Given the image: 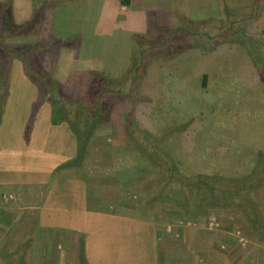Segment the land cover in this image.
I'll use <instances>...</instances> for the list:
<instances>
[{
  "label": "rangeland",
  "instance_id": "obj_1",
  "mask_svg": "<svg viewBox=\"0 0 264 264\" xmlns=\"http://www.w3.org/2000/svg\"><path fill=\"white\" fill-rule=\"evenodd\" d=\"M86 1L84 6L80 0H64L58 3L59 8L45 9L46 15L51 16V25L45 24V36L41 35L48 45L45 47L31 46L29 39L19 38L24 27L10 28L8 15H0V120L6 113L7 97L21 103L22 111L32 114L34 107L37 105L38 108L44 102L41 92L46 88L49 90L48 107L52 111V121L63 115L62 118H70L69 126L74 124L77 131L88 129L83 127L85 120L91 125L102 123L100 127L94 126L92 134L85 137L88 140L85 151L102 149L91 146L95 144L92 140L96 135L129 139L123 144L140 154L129 159L137 161L133 170L144 169L143 154L148 151L153 157L163 156L164 161L172 162L173 174L180 181L205 175L212 177L216 188L221 190L246 184L249 191L230 197V204L240 205L243 216L253 215L256 209L264 218L262 0H180L174 7L182 13L176 15V10L175 13L149 12L148 29L142 35L137 33L134 38L128 37L123 29H112L108 14L103 16L102 10L98 12V0ZM90 3L95 5L89 6ZM182 16L195 20L184 22ZM158 23L161 24L159 28ZM183 25L197 35L175 32L170 36L171 31ZM197 26L202 28L197 29ZM36 30H41L40 24L36 25ZM127 39L131 45L134 42L135 54L131 60L127 57L131 48L125 45ZM54 41L62 47L53 45ZM83 42L87 44L84 53L100 54L113 61L106 66L113 69L118 66L121 72L124 70L123 75L114 78L109 77L107 71L96 72L102 63L93 61L88 68V62L80 63L79 56L74 74H61L60 67L72 64L65 58L71 56V50H77L73 49L74 46ZM52 46H55L54 50H51ZM16 56L30 60L27 68L30 72L26 71V76L38 87L37 101L32 103L30 111L25 106L22 78L15 76L10 64V59ZM42 65L48 75L59 78L43 76L40 72ZM60 78L66 82L61 88ZM103 90L108 93L100 98ZM81 105L86 108L96 105L100 115L91 111L86 118L79 117L77 106ZM18 128L14 123L11 132L17 135ZM161 163L160 166L165 164ZM165 178L161 176L151 189L144 186L143 200L155 212L174 217L178 206L170 195L178 189L179 182L172 181L173 187L163 196L155 189L167 181ZM2 190L7 191L6 188ZM157 194L159 198L149 202ZM248 199L252 202L248 203ZM2 200L0 211L4 213L10 210L7 205H11L12 198L7 196ZM240 216L231 209L217 212L209 209L200 212L196 220L189 221L207 217L225 223V228L249 232L252 240L264 248ZM8 226L6 222L0 223V264H28L31 258L38 260L37 252L29 255V247H19L14 240L10 241L13 235L9 237L11 230L7 229ZM55 235L57 237L56 232Z\"/></svg>",
  "mask_w": 264,
  "mask_h": 264
},
{
  "label": "crops",
  "instance_id": "obj_2",
  "mask_svg": "<svg viewBox=\"0 0 264 264\" xmlns=\"http://www.w3.org/2000/svg\"><path fill=\"white\" fill-rule=\"evenodd\" d=\"M62 1L0 0V15H8L10 28L24 27L23 36L17 34L19 38L29 39L31 46L45 47L48 45L41 35L45 36V24L51 19L45 9L59 8ZM80 1L86 5V0ZM123 1L98 0V12L108 14L112 29H123L132 38L148 29L149 12L176 10V15L183 12L174 7L180 0ZM92 5L95 3L89 4ZM182 19L192 20L188 16ZM39 24L41 30L37 31ZM124 41L131 46L127 54L131 60L134 42L131 45L128 39ZM52 43L62 47L55 41ZM86 45L83 42L74 46L77 50H71V56L65 58L72 64L60 67L61 74H74L79 56L80 63L88 62V68L93 61L102 63L96 72L107 71L114 78L123 75L124 70L121 72L118 66L114 69L106 66L113 61L100 54L84 53ZM29 63L30 60L17 56L10 59L15 76L22 78L25 106L30 111L38 87L26 76ZM41 67L40 72L46 78H59L48 75L47 69ZM60 79L61 88L66 82ZM48 93V89L42 88L44 102L38 108L36 105L32 114L22 111L21 103L7 97L6 113L0 120V209L4 197L12 198L11 205H7L10 210L0 211V217L7 218L9 237L13 235L10 241L14 240L19 247H29V255L39 254L40 260L31 258L28 264H81V247L85 264H264V248L252 240L249 232L225 228V223L207 217L185 224L174 221L176 216H164L147 202L144 204V179L139 177V169L133 170L137 161L129 160L140 154L123 144L129 139L96 135L91 146L102 149L85 151L82 156L79 139L67 121L63 118L57 123L52 121ZM14 123L19 126L17 135L11 132Z\"/></svg>",
  "mask_w": 264,
  "mask_h": 264
},
{
  "label": "trees",
  "instance_id": "obj_3",
  "mask_svg": "<svg viewBox=\"0 0 264 264\" xmlns=\"http://www.w3.org/2000/svg\"><path fill=\"white\" fill-rule=\"evenodd\" d=\"M255 1V0H254ZM263 4H264V0H262ZM122 3H124V1L122 0ZM264 9V8H263ZM192 18V17H190ZM2 19V18H1ZM192 20H195L194 18H192ZM195 22V21H194ZM191 23V22H189ZM193 23V22H192ZM187 25V24H186ZM202 28L197 26V29ZM177 30V31H176ZM219 31L222 33L221 29H219ZM176 33L179 32H184L187 34H195L197 35V33H192L189 29L186 28L185 25H183L182 27H178L175 30L171 31V35L170 36H174ZM107 81H109L110 79H106ZM108 93V91L103 90L100 94L99 97H103L104 95H106ZM111 94V91H110ZM100 97V98H101ZM99 98V101H100ZM79 109L78 112V116H83L84 118H86L85 116H88V112H94L96 111V114L100 115V110H97L96 105L90 108H86L85 106L81 105V106H77ZM81 109V110H80ZM59 111V109H57ZM59 115V113H58ZM61 118L63 117V115H59ZM98 116V115H97ZM70 119V118H69ZM67 117L63 118V120L67 121V123L69 122V120ZM55 123L59 122V120L55 119L54 121ZM83 127H88L87 130L83 131L78 130L75 128L74 124H70V127L73 131V133L76 134V136L79 139V144H80V148H81V153L85 151V146L88 143V140H85V137H87L89 134L91 135L94 129V126H102V123H98V124H92L90 123L89 120H85L83 122ZM69 124V123H68ZM91 125V126H90ZM96 130V129H95ZM88 132V134H87ZM154 149V146L153 148ZM84 150V151H83ZM139 151H141V149H139ZM144 150H142L143 153ZM143 159H144V169L141 170L139 177L144 179V186H146L147 188H153V186H155V184L157 183V180H160L161 176L166 177L165 179H167V181H165L162 186L160 188L155 189L156 192H158V194L161 195H165L167 192L166 190H170V188H172V181L174 182H179L178 185H176L178 187V189L175 190V192L173 194L169 195L173 197L174 201L177 202V212H174V216H176L177 218L174 219V221H182L185 224L189 221V219H194L196 220L197 215L202 212V211H208L209 209H212L213 211H218V210H226V209H231V210H235L236 212L240 213V218H242V220H244V224H246L249 228V230L255 235V237H257V241L261 244H264V218L261 217V215L259 214L258 210L256 211V209H254V214L253 215H245L243 216L241 214L240 211H242L240 205H236L235 203L230 204V197H237V196H241L243 195L247 190L249 191L250 187H247L246 184H242L241 186H238L234 189L231 190H221V189H217L215 186V181L212 177L210 176H205V175H198L195 176L194 179L190 180V179H186V180H179L174 174H173V168L174 165L172 162L170 161H164L163 156H154L152 155V153H148V151H146L143 154ZM159 162L161 164H163V162H165V164H163V166L159 164ZM152 169V170H151ZM159 178V179H158ZM194 180V182H192ZM149 190V189H148ZM158 194L154 195V197L152 199L149 200V202H154L155 199H158ZM232 199V198H231ZM221 200V201H219ZM248 203L252 202L251 199L247 200ZM246 201V204H247ZM245 202V201H244ZM254 207L258 208V205L254 204ZM260 209V208H259ZM1 223L6 222L7 223V218L2 217L0 219ZM7 264V263H6ZM81 264H85V252L83 247H81Z\"/></svg>",
  "mask_w": 264,
  "mask_h": 264
}]
</instances>
